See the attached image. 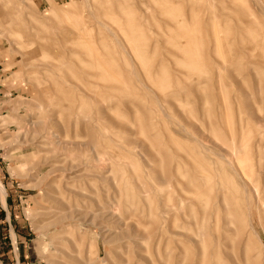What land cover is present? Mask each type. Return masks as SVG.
I'll use <instances>...</instances> for the list:
<instances>
[{
    "label": "rangeland",
    "instance_id": "1",
    "mask_svg": "<svg viewBox=\"0 0 264 264\" xmlns=\"http://www.w3.org/2000/svg\"><path fill=\"white\" fill-rule=\"evenodd\" d=\"M0 187V264H264V0H0Z\"/></svg>",
    "mask_w": 264,
    "mask_h": 264
},
{
    "label": "bare ground",
    "instance_id": "2",
    "mask_svg": "<svg viewBox=\"0 0 264 264\" xmlns=\"http://www.w3.org/2000/svg\"><path fill=\"white\" fill-rule=\"evenodd\" d=\"M0 196H3L2 195V190H1V187H0ZM3 198V197H2ZM2 202H4L3 200H2ZM4 204H5V202H4ZM4 206V205H3ZM5 207V206H4Z\"/></svg>",
    "mask_w": 264,
    "mask_h": 264
}]
</instances>
